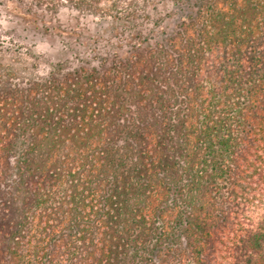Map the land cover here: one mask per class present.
Instances as JSON below:
<instances>
[{
	"label": "trees",
	"instance_id": "trees-1",
	"mask_svg": "<svg viewBox=\"0 0 264 264\" xmlns=\"http://www.w3.org/2000/svg\"><path fill=\"white\" fill-rule=\"evenodd\" d=\"M207 8L186 54L171 25L146 37L152 71L50 70L0 97V264H264V0Z\"/></svg>",
	"mask_w": 264,
	"mask_h": 264
},
{
	"label": "rangeland",
	"instance_id": "rangeland-1",
	"mask_svg": "<svg viewBox=\"0 0 264 264\" xmlns=\"http://www.w3.org/2000/svg\"><path fill=\"white\" fill-rule=\"evenodd\" d=\"M57 1L58 11L40 8L30 0H0V97L17 96L16 82L24 85L36 82L50 70L57 79L75 69L92 67L101 71L108 69L111 73L110 63L115 61L116 64L130 63L135 71L141 67L152 71L157 66L156 61L149 58L152 46L146 48V37L155 36L157 31L163 32L171 25L174 48L186 54V41L199 31L196 22L205 16L207 7L213 4L227 11L235 0H83L91 5L80 8L71 6L79 4V0ZM197 1L198 10L196 6L190 10ZM128 14L133 24L119 25L118 34H112L105 19ZM114 54L117 55L115 60ZM180 54L173 52L171 59L182 57L185 63L187 58ZM119 72L116 77L123 79ZM0 161L7 168L13 165L10 155H0ZM254 198L258 206L264 204L263 195ZM212 209L218 222H228L229 214L225 209L216 206ZM179 249L183 255V244ZM158 258L159 264H169L171 256L164 251Z\"/></svg>",
	"mask_w": 264,
	"mask_h": 264
}]
</instances>
